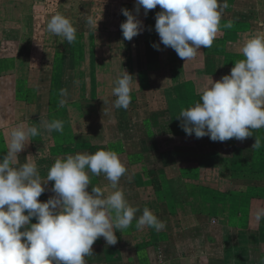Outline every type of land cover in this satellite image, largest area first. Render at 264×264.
I'll return each mask as SVG.
<instances>
[{
	"label": "crops",
	"instance_id": "1",
	"mask_svg": "<svg viewBox=\"0 0 264 264\" xmlns=\"http://www.w3.org/2000/svg\"><path fill=\"white\" fill-rule=\"evenodd\" d=\"M86 2L94 5L112 0ZM48 3L49 0H0V157L7 151V133L20 124L35 125L41 132L30 139L18 160L23 164L32 155L42 181L57 158L93 154L100 149L118 153L127 168L119 186L128 203L140 211L131 226L114 233L115 245L98 238L92 245L93 255L85 258L87 264H259L264 259V219L257 224L252 213L257 206H264V128L252 130L253 136L242 141L232 138L214 142L208 136L186 134L182 118L177 116L182 108L200 99V90L210 78L219 80L230 73L235 61L243 59L240 48L247 38L264 33V0H228L221 26L229 20L234 26L222 27L211 48L199 49L202 53L197 55L198 69L192 60L180 59L176 67L164 58H158L153 69L152 53L146 46L141 50L130 48L132 55L139 56L135 70L145 73L142 77L148 80L146 87L138 88L142 96L148 89L174 88L171 80L157 86L155 79H149V71L159 68L172 78L176 68H181L183 81L177 85L190 89L188 96L178 90L172 92L177 111L171 109L170 102L160 106L155 94L156 101H150V106L141 104L144 108L140 116L136 110L123 108L83 110L82 103L104 101L91 96V91L87 93V88L93 90L90 82L94 83L95 78L85 76L90 73L83 66L86 59H74L78 52L73 43L46 30L48 20L57 13L48 10ZM110 18L111 22L116 20L114 16ZM82 35L90 36L94 45L95 32L86 30ZM78 40L77 35L75 43ZM88 52L93 49L87 50L89 56ZM110 53V48L103 46L99 63L104 64ZM110 70L109 62L103 76ZM190 72L198 73L195 76L200 82L197 79L194 85L195 76L188 75ZM138 77L143 79L141 73ZM162 77L165 79V75ZM100 86L97 81L95 88ZM84 87L88 97L83 98L79 95ZM65 88L67 97L60 95V89ZM60 100H66L65 106H59ZM53 119L64 122L62 134L44 130L43 123ZM256 137L261 140L258 150L252 148ZM89 176V191L94 186L106 193L111 190L103 174ZM52 184L47 182L46 191L38 198L41 202L54 195ZM145 206L165 222L163 230L136 227ZM35 222L34 218L30 221Z\"/></svg>",
	"mask_w": 264,
	"mask_h": 264
},
{
	"label": "clouds",
	"instance_id": "2",
	"mask_svg": "<svg viewBox=\"0 0 264 264\" xmlns=\"http://www.w3.org/2000/svg\"><path fill=\"white\" fill-rule=\"evenodd\" d=\"M135 11L142 6L145 16L157 6L155 31L165 47H171L184 61L193 60L199 49L211 48L221 28H233L229 20L221 26L228 0H135ZM126 20L120 24L125 40H132L142 31V21L122 8ZM93 17L89 26L97 27ZM46 30L75 42L77 28L65 15H52ZM159 50L158 44L152 45ZM243 59L234 62L229 74L210 82L200 90V99L182 108L178 118L181 127L196 138L208 136L212 141L244 140L253 136L252 130L264 128V33L247 38L240 48ZM113 107L127 110L133 87L140 88L134 76L123 70L113 81ZM67 97L68 90L60 89ZM66 100H60L63 107ZM64 122L53 119L43 123L46 132L63 133ZM35 125L20 124L7 133V151L0 157V264H87L93 255L92 245L103 237L108 245L117 243V230L131 226L140 211L125 198L119 181L127 172L118 153L97 150L93 154L76 153L55 159L46 180L41 179L32 155L19 164V153L30 139L40 135ZM261 140L255 138L252 148L259 149ZM89 173L101 174L109 181L110 191L91 187ZM52 181V197L41 202L38 198ZM258 224L264 219V206L252 213ZM35 223H30L32 219ZM136 227H151L156 231L165 222L145 206L136 219ZM259 264H264L262 259Z\"/></svg>",
	"mask_w": 264,
	"mask_h": 264
},
{
	"label": "rangeland",
	"instance_id": "3",
	"mask_svg": "<svg viewBox=\"0 0 264 264\" xmlns=\"http://www.w3.org/2000/svg\"><path fill=\"white\" fill-rule=\"evenodd\" d=\"M49 2L50 3H48V4H50L51 6L49 5L48 10H50L51 12H59V13L65 15L67 18H69L73 22L74 26L77 28V35L79 36V40L77 43H75L76 40H75V42H73V48L75 49L76 52H78V55H75L74 59H76V60L78 59V61H81L83 58H84V60L86 59L83 66H84L85 70H89L90 73L87 72L85 74V76H89L90 80L92 77H94L96 82L97 81L101 82L100 87H102V88H95L96 82L95 81H94V83L90 82L92 84V86L94 85V87H93V90H91L90 88L89 89L87 88V93L90 94L92 92L91 96H97L98 99H101V100L103 98L102 101H104V104H100L97 101L91 105L87 104L86 102L82 103L83 104L82 108L84 111H90V110L92 111L93 108H95V110L96 109H98V110L105 109L107 111L109 109H111L113 111L117 109V108L113 107V101L116 99V97H114L112 95V88L114 86L113 81L116 78L117 74L122 72L123 70L132 74L139 86L140 85H142L144 87L147 86L148 80H145V79H147L146 76L142 77V75H144L145 73L137 72L135 70V68H136L135 65L139 64V56L132 55L131 54L132 50L131 51L129 50L130 48L141 50V49H144L146 46L147 50L151 51V53H152L150 60L154 61V63L151 66V67H153V69H155L154 67L157 66V59L158 58H162V59L164 58L163 61H166L167 63L169 61L170 65L173 63L174 65H176V67H178V65H180V59L181 58H179L178 56H175L176 52L171 47H165L160 42V38L155 31V27H154V25H155V14L158 12L157 8H159V6L156 7L155 9L149 10L147 15L145 16L142 6L140 7L139 14L137 15V13L135 11V7H136L135 0H119V2H118V0H112V3H101L100 2V3H94V5H92L90 2L89 3L86 2V0H78V1L72 0L71 3H64V0H49ZM77 2H79L78 3L79 7L76 4ZM113 2H115V3H113ZM122 8L129 10L133 15H137V18L142 21L141 33L138 34L137 36L133 37L132 40H125L123 38V35H122V30L120 28V24L126 20V17L121 12ZM159 11H161V10H159ZM89 16L98 20L96 29L94 26H89L87 24L86 21H87V18ZM110 16L116 17V20H114V21L112 20V22H111ZM120 18H121V20H120ZM86 30L87 31L90 30L92 32H95L94 36H95V42L96 43L94 42V45L92 44V40L90 39V36L87 37V35H82V33ZM80 34H81V36H80ZM101 35H105V36L102 37ZM154 43L159 45V50H157L156 48H154L152 46ZM91 45L93 47H91ZM103 46H105L106 48L109 47L111 53L109 56H107V57L105 56L106 59L103 62L104 64H102V63L100 64L99 63V59H100L99 53H100L101 48ZM90 49L91 50L93 49V52H88V54H89V56H88L87 50L90 51ZM108 60H109L110 64L112 65V70L116 69V71L110 70L111 73H106L105 76H103L104 69L106 71L108 70V64H109ZM199 60H200V57H198V56H196L192 60L194 63L193 67L195 69L196 68L198 69ZM166 62H164V63H166ZM80 65H82V64H80ZM114 66H116V68ZM118 67H120V69H118ZM93 68L95 69V71L90 70ZM110 68L111 67H109V69ZM203 68L204 67H202V69ZM180 69L181 68H176V74L174 73L175 75L172 72V75H174V78H172L171 76L168 77L165 74L164 70H162L161 68H159L157 70H153V72L149 71V73H150L149 79H151V80L155 79L154 80L155 85L165 86V80L168 79L169 82H170V80L174 82V84H173L174 88L166 90L167 88L165 86L164 88L160 87L162 89L155 88L152 91H151V89H148V91H145V94L142 96L141 91H139V89L137 87H133L132 92H131L132 100H131V103H130L129 107L127 108V110L128 111H135L136 110L139 112V116H140L141 115V107H142L141 104L146 103V105H143L144 107L147 106L148 104L150 106V101L152 103L156 101L154 99H156L155 94H157L159 97L158 101L160 102V106H162V105L166 106L167 102H170V104L172 103L171 109L172 110L174 109L175 111H177L178 105L176 104V102L174 100L175 96L172 95V92H174V90L175 91L178 90L182 94H185L186 96H188L189 95L188 93H190V89L177 85V84H181V82L183 81L182 80L183 76H184L183 73H181ZM177 71H178V73H177ZM140 73H141V77L143 78L142 80H141V78L138 77V76H140ZM195 74L198 75V73H191V72L188 75L195 76ZM163 75H165V79L162 77ZM156 77H159V78L156 79ZM199 77L202 78L203 76H199ZM197 79H199V78H197L195 76L194 85L198 83ZM208 79H209V77H208ZM202 80H204V79H202ZM212 80H213V78H212ZM199 82H200V79H199ZM201 82H203V81H201ZM206 82H207V80H206ZM83 89H84V91L80 90L79 96L83 97V98L85 96L88 97L87 93L85 91L86 88L84 87ZM135 94H138L137 97L139 98V100H138V98L136 100ZM144 107H142V108H144ZM93 111H94V109H93ZM148 124L149 123L146 122L145 127H147Z\"/></svg>",
	"mask_w": 264,
	"mask_h": 264
}]
</instances>
